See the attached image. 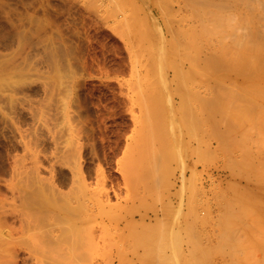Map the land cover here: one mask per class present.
<instances>
[{
	"label": "rangeland",
	"instance_id": "rangeland-1",
	"mask_svg": "<svg viewBox=\"0 0 264 264\" xmlns=\"http://www.w3.org/2000/svg\"><path fill=\"white\" fill-rule=\"evenodd\" d=\"M11 2L34 19L25 31H43L71 48L85 82L76 123L84 124L83 158L103 172L100 180L89 177L90 187L116 189L103 203L114 217L99 225L123 224L133 214L153 219L150 231L132 227L136 253L123 264L159 253L163 261L149 264H264V198L243 192L246 177L264 180V132L257 131L264 128V91L243 74L252 68L244 42L242 52L217 40L208 13L214 7L200 0ZM257 48L261 63L264 51ZM214 49L217 55L206 58ZM232 55L231 68L223 60ZM36 57L29 63L43 66ZM176 66L184 67V80ZM196 92L208 103H197ZM25 115L19 120L30 131ZM109 254L100 248L97 258Z\"/></svg>",
	"mask_w": 264,
	"mask_h": 264
},
{
	"label": "bare ground",
	"instance_id": "bare-ground-1",
	"mask_svg": "<svg viewBox=\"0 0 264 264\" xmlns=\"http://www.w3.org/2000/svg\"><path fill=\"white\" fill-rule=\"evenodd\" d=\"M244 1L200 0L214 7L208 13L213 14L212 27L217 28L220 44L229 50L240 46L243 52L244 42L252 68L243 70V74L264 91V61L257 62L253 56L257 47L264 51V0ZM243 9L249 14L247 18ZM27 13L19 5L0 0V264H123L136 253L129 244L132 227L139 225L150 231L153 219L133 214L122 217L123 224L99 225L100 218L114 217L103 203L104 196L110 199L111 190L116 189L114 185L105 187L103 193L90 187L89 177L100 180L103 172L99 165L89 166L83 158L84 124L76 123V119L83 113L80 90L85 82L71 58V48L63 41L40 30L25 31L26 22L33 19ZM217 52L212 50L206 58ZM62 55L68 58L67 63L63 60L65 64ZM35 56L45 68L29 63ZM234 56L223 60L231 68ZM238 60L236 57L235 62ZM176 67L175 76L184 80V67ZM113 71L112 66L109 72ZM34 75L40 78L33 80ZM195 95L197 103H208L197 92ZM195 110V106L190 107L187 118ZM22 113L32 119V124L26 123L33 125H29L30 131L20 123ZM257 131L262 133L264 128L260 126ZM244 147L243 140V154ZM194 149L191 146L192 154ZM261 150L264 154V148ZM191 168L196 169L195 165ZM181 176L185 180L187 172ZM243 192L264 198V180L246 177ZM197 218V214L188 218L190 228ZM119 241L123 243L119 245ZM100 248L110 251L104 259L97 258ZM163 258L161 253L144 255L142 264Z\"/></svg>",
	"mask_w": 264,
	"mask_h": 264
}]
</instances>
